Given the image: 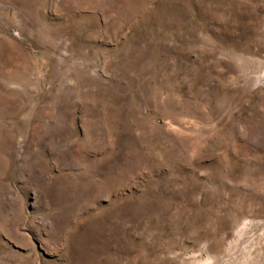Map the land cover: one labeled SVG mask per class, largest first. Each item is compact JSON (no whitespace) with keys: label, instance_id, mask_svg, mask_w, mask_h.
Here are the masks:
<instances>
[{"label":"rangeland","instance_id":"374dc122","mask_svg":"<svg viewBox=\"0 0 264 264\" xmlns=\"http://www.w3.org/2000/svg\"><path fill=\"white\" fill-rule=\"evenodd\" d=\"M0 264H264V0H0Z\"/></svg>","mask_w":264,"mask_h":264}]
</instances>
